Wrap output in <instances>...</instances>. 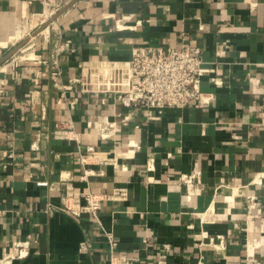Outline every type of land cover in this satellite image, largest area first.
Instances as JSON below:
<instances>
[{
  "label": "crops",
  "instance_id": "1",
  "mask_svg": "<svg viewBox=\"0 0 264 264\" xmlns=\"http://www.w3.org/2000/svg\"><path fill=\"white\" fill-rule=\"evenodd\" d=\"M44 1L0 0V264H99L108 232L135 264H264V0H76L33 34ZM141 43L198 45L214 68L201 80L210 103L124 106L80 86L67 92L73 107L57 102L42 60L58 52L66 81L83 61L127 60ZM70 120L79 142L53 134ZM106 120L117 128L102 139ZM114 152L117 167L100 161ZM67 182L126 187L127 199H103L99 221L76 218L56 208Z\"/></svg>",
  "mask_w": 264,
  "mask_h": 264
},
{
  "label": "built area",
  "instance_id": "2",
  "mask_svg": "<svg viewBox=\"0 0 264 264\" xmlns=\"http://www.w3.org/2000/svg\"><path fill=\"white\" fill-rule=\"evenodd\" d=\"M50 0L44 1V6L50 5ZM68 1H65V5ZM61 0L53 8V12L61 7ZM62 5V6H63ZM51 66V74L54 85L60 91L57 97L58 103H64L73 107V101L67 100V92L81 87L82 92L101 94V99L112 95L116 101L124 106L138 105L148 109H162L164 107H183L188 104L203 106L210 103L212 94L201 89L202 77L207 72L214 70L211 66L204 65L202 49L198 45L181 43L178 45H151L141 43L133 47L131 57L127 60L97 59L83 61L79 76L70 77L66 81L62 79V70L58 52L49 60H42ZM117 128L115 120H106L98 123L97 134L99 138L112 137ZM75 124L70 120L66 127H55L53 134L57 138L76 140L79 135ZM126 155L134 152L135 144L128 143ZM87 152H93L94 146L88 145ZM12 155L10 152L8 156ZM121 154L114 152L111 156L99 157L101 162L118 166L117 159ZM80 161L85 162V156L80 155ZM90 170L84 169V176ZM191 176L182 175L186 181H191ZM262 177H259L261 181ZM38 185L53 186L47 180L37 181ZM103 199L125 200L127 199L126 187H113L104 193H97L92 189H75L71 182H67L66 191L61 198V205L56 207L72 216L79 218L83 213H89L99 221V210ZM47 208H53L51 202ZM108 253L107 260L99 264H135L139 260L137 256L127 255L116 251L117 241L114 235L107 233ZM147 243V237L142 238ZM29 241H16L13 247L16 255L22 257L28 253ZM248 247V242H247ZM253 254V253H249Z\"/></svg>",
  "mask_w": 264,
  "mask_h": 264
},
{
  "label": "water",
  "instance_id": "3",
  "mask_svg": "<svg viewBox=\"0 0 264 264\" xmlns=\"http://www.w3.org/2000/svg\"><path fill=\"white\" fill-rule=\"evenodd\" d=\"M76 0H70L69 2H67L61 9H59L58 11L55 12V14L53 16H51L47 21H45L43 24H41L38 29H36L34 31L33 34L43 30L45 27L49 26V24L55 19L57 18L63 11H65L71 4H73ZM28 39H24L21 42H19L9 53L7 56H10L11 54H13L17 49H19Z\"/></svg>",
  "mask_w": 264,
  "mask_h": 264
},
{
  "label": "rangeland",
  "instance_id": "4",
  "mask_svg": "<svg viewBox=\"0 0 264 264\" xmlns=\"http://www.w3.org/2000/svg\"><path fill=\"white\" fill-rule=\"evenodd\" d=\"M60 0H52V1H49V3H50V5H47V8L48 9H53L54 7H55V5L57 4V2H59ZM65 1H68V0H61V7H62V5L64 4V2ZM70 1V0H69ZM60 7V8H61ZM54 10H52V14L51 15H49L50 17L51 16H53L54 14H55V12H53ZM57 11V10H56ZM49 16H46L44 13H42V14H40V15H38V16H36V18H35V21L37 22V24L38 23H40V21H47L50 17ZM41 17V18H40ZM41 24H38V27L40 26ZM29 32V35H31V33H30V30L28 31ZM28 35V36H29Z\"/></svg>",
  "mask_w": 264,
  "mask_h": 264
},
{
  "label": "bare ground",
  "instance_id": "5",
  "mask_svg": "<svg viewBox=\"0 0 264 264\" xmlns=\"http://www.w3.org/2000/svg\"><path fill=\"white\" fill-rule=\"evenodd\" d=\"M42 13H44L46 16H49V15H51L52 14V10H50V9H48L46 12H42ZM41 13V14H42ZM50 17V16H49ZM41 18V17H40ZM31 36V35H30ZM0 43L1 44H4L5 42H3V41H0ZM262 174V173H261ZM259 176V175H258ZM263 176V175H262ZM260 241V240H259ZM249 244L251 245V247H252V250L255 248V247H257V246H259L260 244H259V242H258V240H257V238H253V239H251V240H249Z\"/></svg>",
  "mask_w": 264,
  "mask_h": 264
}]
</instances>
